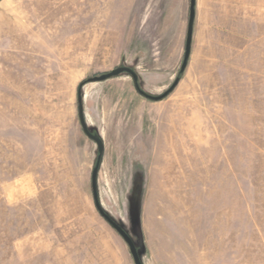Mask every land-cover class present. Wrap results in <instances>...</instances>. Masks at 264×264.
I'll return each mask as SVG.
<instances>
[{
  "label": "rangeland",
  "instance_id": "rangeland-1",
  "mask_svg": "<svg viewBox=\"0 0 264 264\" xmlns=\"http://www.w3.org/2000/svg\"><path fill=\"white\" fill-rule=\"evenodd\" d=\"M199 1L180 74L191 0H0V264H136L104 214L142 264H264V0ZM119 66L179 80L86 82Z\"/></svg>",
  "mask_w": 264,
  "mask_h": 264
},
{
  "label": "water",
  "instance_id": "water-1",
  "mask_svg": "<svg viewBox=\"0 0 264 264\" xmlns=\"http://www.w3.org/2000/svg\"><path fill=\"white\" fill-rule=\"evenodd\" d=\"M195 16H196V0H191L190 16H189L188 30H187V37H186V48H185L183 63H182L181 69H180V74L185 71L187 64H188V61H189V58H190V55H191ZM123 73H129L133 77L135 87L140 94H142L146 98L154 100V101L163 100L173 90V88L176 86V84L178 83V80H179V79L176 80L174 85L169 90L164 92L163 94L153 95V94L146 92L141 87V84L139 82V75L133 68H131L129 66H119V67L113 69L112 71H110L108 73H104V74H101L99 76H93V77L89 78L86 82L103 81V80H106L108 78L121 75ZM84 84H85V82H83L80 85L79 93H78L79 118H80V122H81L84 133L89 138L94 140L98 146L97 162H96L95 168L93 170V174H92L93 190H94V194H95V199L98 202V186H97L98 182H97V179H98L99 167H100L102 157H103V153H104V142H103V139L101 138V136L99 134L92 132L88 127L86 117H85L83 95H82V86ZM104 215H105L106 219L109 221V223L121 234V236L125 239V241L129 245V248H130V251L134 257L135 263L136 264H142L138 248L135 245V243H134L132 237L129 235V233L121 225H119L117 222H115L113 219H111L107 214H104Z\"/></svg>",
  "mask_w": 264,
  "mask_h": 264
},
{
  "label": "crops",
  "instance_id": "crops-1",
  "mask_svg": "<svg viewBox=\"0 0 264 264\" xmlns=\"http://www.w3.org/2000/svg\"><path fill=\"white\" fill-rule=\"evenodd\" d=\"M206 4H207V0H206V3L203 6V7H206V9H207L208 5H206ZM209 11H210V8H209ZM200 15H201V4H200V1L199 0H196V16H195V22H194L193 39L195 37L194 36L195 35V29H196V25L198 23V20H199Z\"/></svg>",
  "mask_w": 264,
  "mask_h": 264
}]
</instances>
